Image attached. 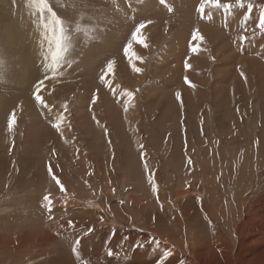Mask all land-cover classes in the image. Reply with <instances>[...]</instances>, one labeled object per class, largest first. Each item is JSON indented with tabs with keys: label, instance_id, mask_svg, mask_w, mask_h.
I'll return each mask as SVG.
<instances>
[{
	"label": "rangeland",
	"instance_id": "1",
	"mask_svg": "<svg viewBox=\"0 0 264 264\" xmlns=\"http://www.w3.org/2000/svg\"><path fill=\"white\" fill-rule=\"evenodd\" d=\"M199 3L0 0V264H264V0Z\"/></svg>",
	"mask_w": 264,
	"mask_h": 264
},
{
	"label": "snow or ice",
	"instance_id": "2",
	"mask_svg": "<svg viewBox=\"0 0 264 264\" xmlns=\"http://www.w3.org/2000/svg\"><path fill=\"white\" fill-rule=\"evenodd\" d=\"M41 3L44 2V0H40ZM163 2V0H162ZM236 4L239 5V6H243V0H236ZM210 5L211 7L213 8H223L224 11H229L231 8H232V5L230 3H223L221 4V0H200V3L199 5L197 6V12L200 13L201 17L203 18V15L205 13V7ZM249 7V12L251 11V5L248 6ZM50 11V10H49ZM246 17H247V14H245ZM57 23H59V21H57ZM145 27V24H140L136 27L135 31L133 32V39L136 40L137 43H140V44H143L144 41L142 39V37L140 36V33H141V30ZM256 27L260 29L261 32H264V8H262L260 10V13H259V20L256 24ZM61 31V35L60 36H57L55 38L54 41H50V44L51 43H54V50H51V61H52V64L54 65L53 67V71H55V66H59L62 61H63V53L67 50V46L66 44L64 43L65 41V37L63 36V29L60 30ZM203 37L199 34L198 30H193L192 32V40L193 41H198V40H202ZM245 39L244 36H241L240 37V40L243 41ZM190 50L193 51V52H196L198 51V48L197 47H194L192 45H190ZM128 51L129 49L126 47L125 48V54L127 55L128 54ZM185 67L187 68L188 67V64H185ZM112 68V63L109 62V64L107 65V70L110 71ZM136 71H139V69H135ZM243 75V73L241 74ZM101 79L103 80L104 77L102 76ZM185 83H190L187 79H185ZM39 92V89H37V92L34 93V97H35V100L37 101V103L47 107L46 104H44V101H43V98L38 94ZM129 96V98H131V93H128L127 94ZM177 99H180V94L177 93ZM96 101V97L95 95L93 96L92 98V102L95 103ZM65 110H67L66 106H65ZM125 110H127V107L125 108ZM63 119V116H59L57 118V123H54L52 126L54 128H56V130L59 132L60 131V127H59V122ZM95 119V117H94ZM13 123H14V115H10L9 116V121H8V126H9V129L12 128L13 126ZM105 134H107V129H105ZM49 174L52 175V170H51V167H49ZM52 178L56 181L57 185L60 186V190L63 192L64 191V188H63V185L60 184V181L57 177H55L54 175L52 176ZM153 191H155V187H153ZM44 201L51 205V201L49 199V196L48 195H45L43 197ZM51 209L49 208V211ZM51 218V217H50ZM69 226H71V221H69ZM79 243V241H77V244ZM73 251L75 252L76 251V248L74 247L73 248Z\"/></svg>",
	"mask_w": 264,
	"mask_h": 264
},
{
	"label": "bare ground",
	"instance_id": "3",
	"mask_svg": "<svg viewBox=\"0 0 264 264\" xmlns=\"http://www.w3.org/2000/svg\"><path fill=\"white\" fill-rule=\"evenodd\" d=\"M244 80V79H243ZM238 203V202H237ZM227 205V204H226ZM235 210V209H234ZM235 214V213H234ZM230 215H233V214H230ZM209 217H210V215H209ZM229 217V216H228ZM227 217V218H228ZM216 219H218L217 217H216ZM242 221H243V219H242ZM199 223V222H198ZM232 224V223H231ZM196 225H198V224H196ZM237 225V224H236ZM239 225V224H238ZM263 226V225H262ZM203 228V227H202ZM205 228H207V227H205ZM233 228V227H232ZM207 230V229H206ZM261 230V229H260ZM208 231V230H207ZM208 233V232H207ZM259 234V233H258ZM166 238V237H165ZM170 239H172V238H170ZM166 240V239H165ZM173 240V239H172ZM121 242V241H120ZM169 242V241H168ZM128 244V243H127ZM126 244V245H127ZM227 247V246H226ZM225 247V248H226ZM222 248V247H221ZM220 248V249H221ZM235 248V247H234ZM252 248V247H251ZM219 249V250H220ZM233 249V248H232ZM225 250V249H224ZM234 250V249H233ZM222 251H223V249H222ZM160 252V251H159ZM229 252V251H228ZM135 253V252H134ZM141 253V252H140ZM157 253V252H156ZM230 253V252H229ZM163 254V253H162ZM227 254V253H226ZM140 255V254H139ZM193 255V254H192ZM225 255V254H224ZM246 255V254H245ZM158 256V255H157ZM160 256H161V254H160ZM242 256V255H241ZM246 256H248V255H246ZM114 256H112V258H113ZM140 259H138V258H132V261L130 262V263H132V264H135V263H137V264H148V262H149V260L148 261H146V260H143L144 262H141V260L145 257V254H142V255H140V256H138ZM149 256H147L146 258H148ZM236 257V256H235ZM254 257V256H253ZM237 258V257H236ZM254 258H256V257H254ZM111 259V258H110ZM127 259V258H126ZM152 259V258H151ZM157 259V258H156ZM159 259H160V257H159ZM181 259V258H180ZM241 259V258H240ZM107 260V259H106ZM128 260V259H127ZM167 260V259H166ZM166 260L164 261V262H166ZM172 260V259H171ZM253 260V259H252ZM159 261V260H158ZM168 261V260H167ZM176 261V259H174L173 258V260H172V262H175ZM231 261H232V259H231ZM256 261V260H255ZM116 262V261H115ZM125 262V261H124ZM245 262H246V258L245 257H243V259L242 260H240V263L241 264H245ZM249 262V261H248ZM113 263V262H112ZM159 263V262H158ZM162 263V262H161ZM169 263H171V262H169ZM193 263V262H192ZM229 263V261H228V259H227V256L225 255L224 257H220L219 258V260L217 261V262H215V264H228ZM239 263V262H238ZM239 263V264H240ZM258 263V262H257ZM120 264V263H119ZM157 264V263H156ZM164 264H166V263H164ZM168 264V263H167ZM177 264V263H176ZM199 264V263H198ZM233 264V263H232Z\"/></svg>",
	"mask_w": 264,
	"mask_h": 264
}]
</instances>
